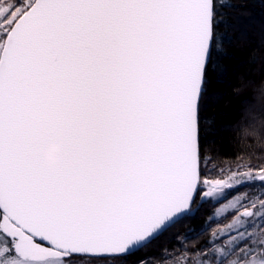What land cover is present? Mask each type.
<instances>
[{
	"label": "snow or ice",
	"instance_id": "snow-or-ice-1",
	"mask_svg": "<svg viewBox=\"0 0 264 264\" xmlns=\"http://www.w3.org/2000/svg\"><path fill=\"white\" fill-rule=\"evenodd\" d=\"M224 20L216 0H0V264H130L197 197L240 183L201 168ZM240 175L264 182V167ZM256 204L234 225L264 219ZM260 228L227 264H264Z\"/></svg>",
	"mask_w": 264,
	"mask_h": 264
},
{
	"label": "trees",
	"instance_id": "trees-1",
	"mask_svg": "<svg viewBox=\"0 0 264 264\" xmlns=\"http://www.w3.org/2000/svg\"><path fill=\"white\" fill-rule=\"evenodd\" d=\"M217 12L229 28L217 30L220 48L213 44L214 65L210 69L213 99L202 104L201 154L210 159L201 165L204 178L227 179L233 173L257 175L264 167V0H216ZM226 3V7H221ZM212 120L211 125L203 121ZM238 196L235 208L217 216L222 204ZM264 199V182L253 181L223 189L206 200L197 197L190 213L180 224L165 232L152 245L133 257L149 264H227L236 259L239 232L260 231L264 219H245L234 225L249 205ZM231 226V227H230ZM219 250V251H218ZM221 253H227L222 255ZM72 264H106L104 260L75 257Z\"/></svg>",
	"mask_w": 264,
	"mask_h": 264
},
{
	"label": "clouds",
	"instance_id": "clouds-1",
	"mask_svg": "<svg viewBox=\"0 0 264 264\" xmlns=\"http://www.w3.org/2000/svg\"><path fill=\"white\" fill-rule=\"evenodd\" d=\"M138 95L146 99L151 95V89L149 88H140L138 89ZM59 152V149L55 146H49L43 153V162L45 165L51 167L55 165L57 161V154Z\"/></svg>",
	"mask_w": 264,
	"mask_h": 264
},
{
	"label": "rangeland",
	"instance_id": "rangeland-1",
	"mask_svg": "<svg viewBox=\"0 0 264 264\" xmlns=\"http://www.w3.org/2000/svg\"><path fill=\"white\" fill-rule=\"evenodd\" d=\"M253 176H256V175H253ZM234 179L240 181L239 184H234L235 186L236 185H240V184H244V183H250V182L258 181L259 180V179L249 180L247 176H243V175H240V174L239 175H236L234 177ZM217 193H220V192H217ZM238 203H239V197L236 196L235 198L229 200L228 202H226V203L222 204L220 207H218L217 210L215 211V215L220 216V215L224 214L225 212H227V211L235 208Z\"/></svg>",
	"mask_w": 264,
	"mask_h": 264
},
{
	"label": "water",
	"instance_id": "water-1",
	"mask_svg": "<svg viewBox=\"0 0 264 264\" xmlns=\"http://www.w3.org/2000/svg\"><path fill=\"white\" fill-rule=\"evenodd\" d=\"M87 258H90V257H87Z\"/></svg>",
	"mask_w": 264,
	"mask_h": 264
}]
</instances>
